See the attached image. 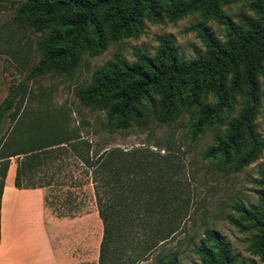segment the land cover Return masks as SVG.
I'll return each mask as SVG.
<instances>
[{"label":"trees","instance_id":"trees-1","mask_svg":"<svg viewBox=\"0 0 264 264\" xmlns=\"http://www.w3.org/2000/svg\"><path fill=\"white\" fill-rule=\"evenodd\" d=\"M235 1L10 0L15 5L10 23L45 34L38 43L40 57L27 79L47 71L69 74L80 54L97 55L108 43L138 37L145 21L173 22L192 13L200 20L187 31H195L203 51L184 57L171 38H158L152 54L135 47L132 60L112 55L95 67L76 95L82 106L100 111L102 118L92 128L98 139L91 144L76 134L26 145L24 135L15 138L17 148L0 154V196L10 157H15V187L44 189L43 184H28L26 176L51 156L53 147L68 144L90 175L102 225L97 264H131L169 240L184 209L181 204L168 208L166 201V191L172 186L169 179L178 172V163L167 153L161 154L164 147L157 144L155 150L149 144L128 150L99 144L114 131L146 129L150 121L155 127L168 126L187 114L190 142L205 130L214 131L211 143L201 152L203 159H214L221 167L238 172L260 157L264 138L257 131L255 117L260 98L264 99V4L250 0L253 14L242 13L234 22L221 7ZM210 19L224 26L221 39L206 25ZM22 90L19 82L0 102V130L5 116L14 118L13 103ZM238 99L241 104L236 108ZM259 175L256 203L234 204L237 217L228 221L250 231L249 249L264 261V167ZM176 194L172 189V198L177 199ZM43 204L46 208L44 193ZM130 247L142 250L131 258ZM194 253L200 264H245L213 229L204 230ZM154 264H178L176 253L159 254Z\"/></svg>","mask_w":264,"mask_h":264},{"label":"rangeland","instance_id":"rangeland-1","mask_svg":"<svg viewBox=\"0 0 264 264\" xmlns=\"http://www.w3.org/2000/svg\"><path fill=\"white\" fill-rule=\"evenodd\" d=\"M249 2L237 0L223 5L221 9L236 22L242 13L253 14ZM14 6L10 0L0 2V102L17 83H23V90L13 103L16 107L14 118L11 119L9 115L2 120L0 142L3 144L0 154L17 148L14 140L21 135L25 136L23 140L27 142L26 145L76 134L94 143L98 136L92 133L93 124L102 116L100 111L81 105L76 89L85 85L93 69L112 55L132 60V49L135 47L152 54L158 38H171L178 53L184 57L203 51L202 42L195 31H187L190 25L200 20L197 13H192L173 22L145 21L138 37L108 43L97 55L80 54L69 74L47 71L27 79L26 74L40 57L38 43L45 34L10 23ZM206 25L216 37L222 38V24L210 19ZM240 101L237 100L236 108ZM259 104L255 123L257 131L264 138L263 97ZM187 119V114H182L168 126L155 127L150 121L146 129L129 127L122 132L114 131L108 141L99 144L100 147L117 146L125 150L145 144L155 150L157 147L154 145L157 144L164 147L165 151H160L161 154L167 153L178 163V172L169 179L172 186L165 195L168 208L174 204L184 207L174 234L144 258L131 264H154L157 255L169 251L176 253L178 264H200L194 249L205 229H213L223 236L232 252L245 264H264L249 249L247 238L250 231H242L228 221L229 217H237L234 204L256 203L259 169L264 167V150L258 159L238 172L225 169L216 160H205L201 156L202 150L211 143L214 131L205 130L195 142H190L186 135ZM51 150V156L44 158L40 166L33 169L31 176H26V182L44 185L45 212L53 224L50 236L54 249L57 251L59 246L61 250V255H58L60 264H97L102 225L96 213L90 175L68 144L57 145ZM10 163L15 166V157ZM172 189L177 192V199L172 198ZM141 250L130 247L127 252L132 258Z\"/></svg>","mask_w":264,"mask_h":264},{"label":"crops","instance_id":"crops-1","mask_svg":"<svg viewBox=\"0 0 264 264\" xmlns=\"http://www.w3.org/2000/svg\"><path fill=\"white\" fill-rule=\"evenodd\" d=\"M11 159L0 196V264H60L61 250L52 243L53 224L46 216L43 190L15 187Z\"/></svg>","mask_w":264,"mask_h":264}]
</instances>
